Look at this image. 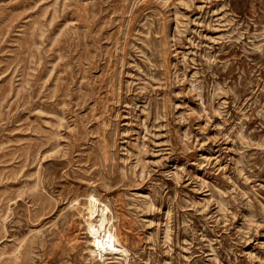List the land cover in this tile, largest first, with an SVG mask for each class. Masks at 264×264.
<instances>
[{
	"label": "rangeland",
	"instance_id": "obj_1",
	"mask_svg": "<svg viewBox=\"0 0 264 264\" xmlns=\"http://www.w3.org/2000/svg\"><path fill=\"white\" fill-rule=\"evenodd\" d=\"M0 264H264V0H0Z\"/></svg>",
	"mask_w": 264,
	"mask_h": 264
},
{
	"label": "bare ground",
	"instance_id": "obj_2",
	"mask_svg": "<svg viewBox=\"0 0 264 264\" xmlns=\"http://www.w3.org/2000/svg\"><path fill=\"white\" fill-rule=\"evenodd\" d=\"M97 214V218H94ZM88 219H95L92 223L93 229H99V231H107L111 223L108 219V209L105 205L100 204L96 199H91L87 206Z\"/></svg>",
	"mask_w": 264,
	"mask_h": 264
}]
</instances>
